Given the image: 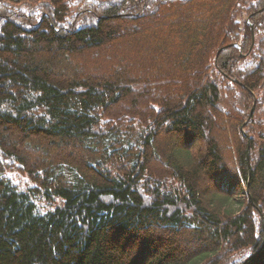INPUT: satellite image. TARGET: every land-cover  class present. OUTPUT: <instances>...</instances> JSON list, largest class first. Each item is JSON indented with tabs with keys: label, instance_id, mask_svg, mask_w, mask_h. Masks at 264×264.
Masks as SVG:
<instances>
[{
	"label": "trees",
	"instance_id": "trees-1",
	"mask_svg": "<svg viewBox=\"0 0 264 264\" xmlns=\"http://www.w3.org/2000/svg\"><path fill=\"white\" fill-rule=\"evenodd\" d=\"M0 264H264V0H0Z\"/></svg>",
	"mask_w": 264,
	"mask_h": 264
},
{
	"label": "rangeland",
	"instance_id": "rangeland-1",
	"mask_svg": "<svg viewBox=\"0 0 264 264\" xmlns=\"http://www.w3.org/2000/svg\"><path fill=\"white\" fill-rule=\"evenodd\" d=\"M245 19V17H243V18H241V21L242 20H244ZM251 32H252V36H253V27L251 26ZM253 42H254V36H253ZM251 43H252V40H251ZM253 44V43H252ZM241 55V57L243 56L242 54H240ZM87 66L88 67V65H87V62H85L84 63V66ZM252 108H251V110H250V112H249V117L247 118V120H246V122L245 123H247L248 121H249V119L252 117V115H253V112H254V108H255V104H254V102H253V104H252V106H251ZM11 179L15 182V183H24V182H27L26 181V176H24V175H22V174H20L19 172H16V171H14V172H12L11 173Z\"/></svg>",
	"mask_w": 264,
	"mask_h": 264
},
{
	"label": "water",
	"instance_id": "water-1",
	"mask_svg": "<svg viewBox=\"0 0 264 264\" xmlns=\"http://www.w3.org/2000/svg\"><path fill=\"white\" fill-rule=\"evenodd\" d=\"M252 43H253V36H252Z\"/></svg>",
	"mask_w": 264,
	"mask_h": 264
}]
</instances>
